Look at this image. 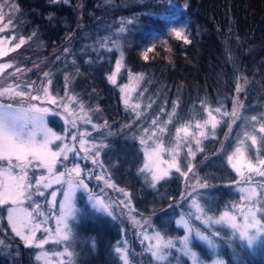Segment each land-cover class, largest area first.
<instances>
[{"label":"trees","instance_id":"trees-1","mask_svg":"<svg viewBox=\"0 0 264 264\" xmlns=\"http://www.w3.org/2000/svg\"><path fill=\"white\" fill-rule=\"evenodd\" d=\"M0 2L11 9L7 19L13 21L12 31L27 40L2 62L16 61V68L29 78L18 81L8 70L0 78V85L15 83L31 91L27 85L35 82L33 87L37 88L50 79L54 93L63 96L67 87V92L85 105L94 122L106 123L113 135L103 161L116 185L129 192L130 211L143 225L151 224L153 229L173 237L180 233L173 219L185 215L196 228L210 231L189 209V198L194 196H199L212 215L233 208L239 195L233 188L237 178L227 155L245 120L233 123L226 118L217 139L206 143L187 177L176 172L157 188H150L139 172L143 156L138 132L146 122L143 119L141 123L143 117L137 118L124 106L120 90L108 77L123 50L122 82L130 75L143 74L140 92L145 94L151 114L162 109L168 113L178 105L174 122L183 123L202 109L201 102L225 107L230 113L234 99H238L243 105L242 118L258 116L264 111V0H172L171 6L161 0ZM161 21L185 26L190 43L177 40ZM122 22L126 31L117 35ZM117 39L120 49L111 42ZM152 44L155 48L145 60L143 52ZM45 73L49 75L45 77ZM238 83L243 85L239 94ZM187 168L183 166L181 171L187 172ZM198 180L207 181L209 187H194ZM115 215V219L95 216L80 221L79 235L84 240L93 239L95 249L84 243V260L78 264H121L114 245L123 235L128 236L127 224L119 213ZM0 223L3 236L16 246L9 255L0 252V264H33V248H26L11 233L3 216ZM134 242L133 238L135 260L138 251ZM217 242L218 255L226 264H264V245L249 249L242 247L238 239L231 246L222 240ZM194 247L205 261L213 257L204 245L196 243ZM171 254L170 264H190L178 251ZM143 264H149L145 257Z\"/></svg>","mask_w":264,"mask_h":264},{"label":"snow or ice","instance_id":"snow-or-ice-1","mask_svg":"<svg viewBox=\"0 0 264 264\" xmlns=\"http://www.w3.org/2000/svg\"><path fill=\"white\" fill-rule=\"evenodd\" d=\"M161 2H166L169 6L172 5V0H161ZM11 6L14 7L15 5ZM127 23H132V21H128ZM160 23L177 40H183L185 44L190 43L188 36L185 34L184 27H175L164 23V21ZM12 24L11 18L5 22V15L2 6H0V32L8 30ZM125 31L126 27L122 22L117 35ZM10 39H15V37L13 36ZM6 42V40L0 39V45ZM111 42L117 49L121 48L118 39ZM24 43V38H20L19 43L10 50L0 47V57L7 56L9 51H15ZM104 43L106 41L102 42V46ZM154 48L155 44H152V46L143 52L145 60L148 59V53L152 52ZM123 57L124 52L120 50V59L116 62V73L122 67ZM11 67H13L11 63L0 64V76H3L5 69ZM19 71L21 70L17 69V72ZM116 73L108 77L109 81L113 84L116 83ZM9 75L14 76L15 73H9ZM44 75L47 77L49 74L45 73ZM139 78L142 79L143 74H140ZM51 83L49 79L48 85H51ZM34 84L35 82H32V84L27 85V88L32 89L31 91H25L21 85L15 83L0 85V98L8 101L0 103V207L6 206L7 222L15 236L20 238L26 248L38 250L35 254V260L38 264H75L76 252L73 248L74 226L80 212V209L76 206L77 190L88 193V201L96 212L112 216L115 219L113 205L102 195L95 193L89 188L85 182V178L82 176L83 170L79 164L71 168L65 166V170L62 172L57 171L55 166L61 160L68 159V152H76L78 154L79 151L85 152V158H89L90 155L92 162L97 164L100 149L107 147V145H97L87 140L86 137L91 135L87 131L70 134L73 141L79 139V149L70 147L64 143L63 141L67 137L63 134H57L48 127L47 117L49 115L62 118L65 124L70 125L72 128L77 126L78 120L91 124V117L85 110L83 103H79V112L72 107L74 103H77L75 96H70L65 101L64 98L53 95L48 86L42 84L41 87L34 88ZM127 87V85L122 86L121 92H125ZM241 91H243V85L238 83L236 92L239 94ZM32 101H36V103H32ZM124 102L128 105V98H125ZM201 104L207 112V118L196 119L194 124L195 130H193L191 120L176 127V144L174 147L165 148L163 141L157 139L156 130H153L147 139L144 136L139 138L140 144L145 146L144 152L146 157V162L139 171L151 174V187L155 188L156 182L164 179L169 172L167 170L163 172L154 170V165H150L148 162L153 157L159 158L160 152L167 151L171 155V160L167 161L168 169L174 168L176 172L187 177L188 173L193 171L194 166L189 164L187 172L181 171L178 159V149L181 142L188 148V155L194 158L195 152L192 151V141L199 148L201 143L200 138H207L208 131H214L220 123L216 114L229 116L233 123L240 119L247 121L242 129V133L238 136L234 150L227 155L228 164L240 177V180L236 183L246 185L240 188V192L243 193L240 199L243 203L241 205H233L239 211L240 216L238 217L233 211H224L218 216L209 215L210 209L206 210L198 200L193 199L192 207L196 210L195 219L200 220L210 231L194 228L190 220L185 219L183 215L176 221L178 226H182L186 230V234L183 237L176 238L179 240L178 251L182 252L184 256L189 257L192 264H205V260L201 259L200 254L193 250V232L199 240L206 243L213 250L219 247L218 240H222L231 246V242L238 239L242 242V247L247 246L249 249L257 245H264V180L255 181L253 179L255 176L264 178V158H261V149H264V116L253 115L250 118H242L240 116V109L243 105L238 99H234L230 113L222 111V107L212 109L205 102H201ZM176 107L178 105L173 106V110L169 114L164 126L158 125L157 119L152 121V124L157 126V130L160 133L168 131L166 125L173 122V117L176 115ZM136 108H139L138 104L134 106L133 110L135 111ZM61 109L62 111H60ZM139 115L140 113H137L138 118ZM104 126H107V124L105 123ZM99 127L101 126L93 125L94 129H99ZM143 132L148 134L149 129L145 128ZM148 140H153L155 143V147H151V150H149ZM57 141L60 143L56 144V149L53 150L51 146ZM89 144L91 145L90 147L88 146ZM252 148H255V156L250 152ZM199 150L202 151L203 149ZM40 167L46 169L49 175L47 177L41 175L35 180L36 194L43 196L44 192L38 191L39 187L43 185L44 188H50L53 182L64 188L60 193L62 199L58 204V214L55 215L56 227L54 230L46 227L42 228V225L47 222V218L36 222L34 212H37L40 208L38 203L35 204L32 210L23 207L24 202L31 200L33 196V192L31 191L33 184L31 183L28 170ZM95 179L104 180L107 187H116L110 182V178L105 179L103 175H97ZM194 187L207 188L209 184L207 181L200 182L198 180L197 185ZM118 190L124 192V189ZM124 194L125 196L130 195L126 192ZM51 196L53 198L51 203L55 206L57 191H53ZM121 203H124V201H121ZM128 203L130 204V199ZM133 222L140 223L139 221H135L134 218ZM213 226L227 227L230 231L223 233L218 229H214ZM41 230L45 235L38 238L36 234ZM144 239L150 242L155 241L148 245L147 250L157 262H160V264H165V262L170 264L168 257L171 255V252L168 250L177 247L173 238H166L160 231H156L152 236L145 234ZM3 244L4 241L0 240V245ZM49 244L62 246V248L60 250L46 248V245ZM124 244L125 246L123 247L117 246L115 252L118 254L122 264H132L130 252L126 246L127 242L125 241ZM211 264H226V261L217 257L211 261Z\"/></svg>","mask_w":264,"mask_h":264},{"label":"rangeland","instance_id":"rangeland-1","mask_svg":"<svg viewBox=\"0 0 264 264\" xmlns=\"http://www.w3.org/2000/svg\"><path fill=\"white\" fill-rule=\"evenodd\" d=\"M0 6H2V10L4 12L5 22H6L7 16L11 12V9H10V7L6 8V5L1 3V2H0ZM178 27H181V26H178ZM182 27L185 28V34L188 36V39H189V35L187 33V28L185 26H182ZM12 30H13V28L11 25L8 30H6L4 32H0V39H4L7 41L5 44L0 45V47H4V48L10 50V49L14 48L16 44L19 43L20 38H23L21 36H17ZM13 36L15 37V39H10ZM24 40H25V42L27 41L25 38H24ZM163 41L167 42L166 40H163ZM24 44H22L21 46H23ZM19 48H17L15 51H9L8 55L14 54ZM7 56L0 57V64L11 63L13 65V67L5 69L4 74L7 73L8 70H12V73H15V75L12 77L18 81L21 80L23 77H25V73L24 72L21 73L20 71L17 72V69H19V68H16V66H17L16 61H13V62H10V61L5 62L4 61V62H2V60H6L5 58ZM123 68H124V62L123 61H122V67L120 68V71L118 73H116V67H115L113 73H116V83L114 85H116L118 87V89L120 90V96H121V100H122L124 106L126 108H128L130 111L134 112L136 114V117H137V113H140L139 117H143L141 123H143V119L146 122L142 125V128H140L141 129L140 133L138 132L139 138L141 136H144V138L147 139L148 135H150L153 130H156L157 131V139L163 141L165 148L174 147L176 144V140H175V128L176 127H179L181 124H184V123L191 120L192 124H193V130H195L194 129L195 120L201 119V118H207V112L204 110V107H202V109L199 110V112H194L193 115L189 118V120H185L183 123H176L175 124L174 117H173V122L171 124L166 125L168 131L165 133H160L157 130V126L152 124V121L154 119H157L158 125L164 126L168 120L169 114L172 111H169L167 113L165 109H162L161 111L157 112V114H151L150 107H149L150 104L145 99V94L143 92H140V78H139V76L130 75L126 81L122 82L121 78H122ZM4 74H3V76H4ZM3 76H0V78ZM7 76H9V75H7ZM28 80H29V78H27V77H25L23 79V81H25V82ZM41 85L42 84L39 83L37 88L41 87ZM125 85H127L128 87L125 89V92H121V87L125 86ZM44 86H48L51 93L53 95H57L56 93H54L52 91L51 85H48V83H46V84H44ZM66 93H67V95H66ZM58 96L64 98V100L66 101L68 99V97L75 96V95L69 94L67 92V87H66V90H65V93L63 94V96H60V95H58ZM125 98H128V105H126L124 102ZM0 103H4V102L2 100H0ZM32 103H36V102L32 101ZM79 103H81V101L77 98V103H74L72 105V107L77 112H79ZM137 104L139 105V108H136L134 111L133 108ZM207 105H209V104H207ZM45 106H48V105H45ZM210 106L212 109H215L217 107H221V106H212V105H210ZM84 108L88 112V115L90 116V112L86 109L85 105H84ZM60 111H62V109ZM222 111L227 112L225 107H222ZM216 115H217V118L220 120V123L217 125V127L215 128L214 131H212V130L208 131L207 138H200L201 143L199 145V148H197L195 142L192 141V145H191L192 151L195 152L194 158L192 156L188 155V148L185 146V144L183 142L180 143V146L178 149L179 150L178 159L180 161L181 169L183 166L188 167L189 164H191L193 166L195 160H197L198 156H200V154L203 152V150L201 151L199 149H204L207 142H211V141L217 139L218 132L220 130L222 123L229 116H220V114H216ZM144 116H146V117L144 118ZM258 116H264V111ZM248 118H250V117H248ZM245 123H247V121H245L243 123L241 130L240 129L238 130V132L235 136V145L233 146L232 150L228 154H230L234 150L236 143H237L238 136L242 133V129H243ZM47 124H48V127H50L57 134H63L64 136H66L67 138L63 142L66 143L67 145H69L70 147H74L76 149H79V147H80L79 139H77L76 141H73L70 137L71 133H79V132L87 131V132L91 133V135L86 137V139L91 141V142H94L97 145H99V144L107 145V142H109L110 138L113 135L111 133V131L106 126H104V124L96 123L93 120H92L91 124H86L83 121L78 120L77 126L75 128H72L70 125H66L65 121L62 118L53 117V116L49 115L47 117ZM93 125H99L101 127H99V129H94ZM145 128L149 129L148 134H145L143 132V129H145ZM105 131H107V132H105ZM59 143L60 142L57 141L51 146L53 148V150L56 149V144H59ZM88 146L90 147L91 145L89 144ZM148 146H149V150H151V147H155L154 141L148 140ZM105 148L106 147L100 149V155L97 158V160H98L97 164H94L92 162V158L90 155H89V158H85L86 154L83 151H79L78 154L76 152H68L67 153L68 159L67 160H61V162L57 163V165L55 166L56 170L62 172L65 170V166L68 168H71L74 165L79 164V166L83 170L82 176L85 178V182L88 184L89 188L91 190H93L95 193L102 195L108 202H110L113 205V215H115V213H119L121 215V217L123 218V222L125 224H127V230L125 229V231H126V234L128 235V236L123 235L122 239L119 242H117L116 245H114V254L118 258V260L121 262V264H122V261L119 259L118 254L115 252V248L117 246H122V247L125 246V244H124L125 241L127 242L126 246L128 247L129 252H130L132 264H143L144 257H145V260H149V264H160V262H157L151 256V253L147 250L148 245L150 243H154L155 241L150 242V241L144 239L145 234L148 236H152L157 230L153 229L151 224L143 225L141 223L140 219L136 218V216H134V214L130 211V208L132 207V202L130 201V204L128 203L129 199L131 200L130 195L125 196V194H124L125 192L129 194V192H127L125 190H124V192H121L118 190L121 188L118 185H116V183L112 179V174H111L109 167L106 166L104 161H103ZM144 148H145V146L141 145L143 162H142L140 168H142L146 162ZM250 152L253 156H255V154H256L255 148L250 149ZM261 158H264V149H261ZM170 160H171V155L167 151H162L159 154V158L153 157L151 160L148 161L150 163V165H154V170H157L159 172H163V171L167 170L169 172V174L164 179L156 182L155 188H157L161 182L171 178L176 173L174 168L168 169L167 161H170ZM227 163H228V161H227ZM229 167L233 170V168L230 165H229ZM28 171H29V177L31 179V183L33 184V188L31 189V191L33 192V196H32L31 200H26L24 202L23 207L27 208L29 210H32L35 207V204L38 203L40 205V208L37 212H34L36 222L43 221L47 218V222L42 225V228L46 227V228H50V229L54 230L56 227L55 215L58 214V211H59L58 204H59V201L62 199V196L60 193L64 190V188L61 185L56 184L54 182L52 183V186L50 188H44L43 185H41L39 187L38 191L44 192V195L43 196L38 195V194H36L37 188L35 185V180L38 179L41 175H44L47 177L49 174H48L47 170L44 169L43 167L30 168ZM140 174L143 175L144 178H146V184L148 185V187L153 188V187H151V183H152L151 174L149 172H144V173L140 172ZM97 175H103L105 179L110 178V182L112 184H114L116 187L115 188L107 187L104 183V180H96L95 179V176H97ZM89 177H91V178H89ZM236 178H237V181L240 180V177L237 175V173H236ZM253 179L255 181L264 180V178H261L258 176L253 177ZM236 182L233 184V188L236 191V193L239 195V197H238L239 199L235 205H241L243 202L241 201L240 197L243 195V193L240 192V188L245 187L246 185H244L243 183H236ZM53 191H57V196L55 198L56 199L55 206H53L51 203V201L53 199L51 196V193ZM189 199H190L188 201L189 209L191 210V212L193 213V215L195 217L196 210L192 207V200L196 199L202 205H203V203H202L201 199L199 198V196H194V197H191ZM121 201H124V203H121ZM125 205H127V206H125ZM76 206H77V208L80 209V212L78 213V220L75 222V226H74L73 248H74V251L76 252L75 264H78L79 261L84 260V243L87 242V243L91 244L92 247H94V249H95L93 239L87 238L86 240H84L85 239L84 236L79 235V233L77 231V226L80 223V221L82 219H84V217L85 218H93L95 216H107V217H112V216H108L106 214L96 212L91 207V204L88 201V193L83 192L82 190H77V192H76ZM224 211H233L236 213V215L238 217L240 216L239 211H237L236 208H234V207L231 209H225V210L221 211L220 213H222ZM219 214H217V216ZM209 215H212V214H209ZM2 216L7 221L6 206L0 207V220L2 219ZM181 216L182 215H179L176 218L174 217L175 219H173L174 220V226L178 230H180V233H176V236H173V237L162 233L163 235H165L166 238L167 237L173 238L177 244L176 248L168 250L171 253L175 250L178 251V249H179V240L176 238L183 237L186 234V230L182 226H178L176 223V221H178ZM183 216L185 217V219H188L185 215H183ZM133 218L135 219V221H139L140 223L139 224L134 223ZM190 223L194 228H196L192 224V222H190ZM1 225H2V223H0V240H3L4 244L0 245V252L4 255H9L12 252V250H14L16 248V246L13 245L7 238H5L3 236V233L1 232V229H2ZM7 225H8V222H7ZM8 227H9V230L11 231V227L9 225H8ZM213 228L218 229V230L221 229L220 226H213ZM224 228L228 229L227 227H224ZM11 233L15 236V234L12 231H11ZM36 235L38 238H40V237H43L45 235V233L41 230V231L37 232ZM17 238H19V237H17ZM133 238L135 239L134 243H135V245L137 247V251H138V258H135V260L132 256L133 253H132L131 240ZM19 240H20V238H19ZM142 241H143V243H142ZM196 243L204 245L206 247V249L209 250V253L212 254V256H213L212 258H209L207 261H205V264H211V261L216 259L217 257L221 258L218 255V248L219 247L215 250L210 249L207 246V244L204 243L203 241L199 240L195 236V233L193 232V234H192V247H193L194 251H196L195 247H194ZM257 246H255V247H257ZM46 248L60 250L62 248V246L49 244V245H46ZM33 250H34L33 264H38V262L35 260V254L38 250L35 248H33ZM93 253H95V252H93ZM178 253L183 255V253L180 251H178ZM185 257L190 261V264H192L191 259L187 256H185Z\"/></svg>","mask_w":264,"mask_h":264}]
</instances>
